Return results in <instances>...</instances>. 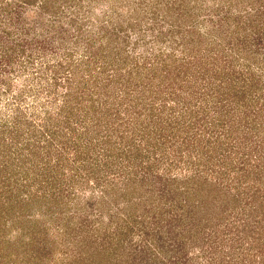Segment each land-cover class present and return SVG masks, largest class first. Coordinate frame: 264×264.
<instances>
[{"label":"rangeland","instance_id":"rangeland-1","mask_svg":"<svg viewBox=\"0 0 264 264\" xmlns=\"http://www.w3.org/2000/svg\"><path fill=\"white\" fill-rule=\"evenodd\" d=\"M0 264H264V0H0Z\"/></svg>","mask_w":264,"mask_h":264},{"label":"trees","instance_id":"trees-1","mask_svg":"<svg viewBox=\"0 0 264 264\" xmlns=\"http://www.w3.org/2000/svg\"><path fill=\"white\" fill-rule=\"evenodd\" d=\"M261 238H262V235H261ZM261 238H260V239H261ZM260 250H261V249H260Z\"/></svg>","mask_w":264,"mask_h":264}]
</instances>
